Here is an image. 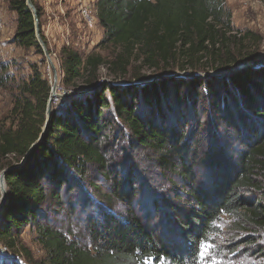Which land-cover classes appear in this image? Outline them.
Returning a JSON list of instances; mask_svg holds the SVG:
<instances>
[{"label":"trees","instance_id":"1","mask_svg":"<svg viewBox=\"0 0 264 264\" xmlns=\"http://www.w3.org/2000/svg\"><path fill=\"white\" fill-rule=\"evenodd\" d=\"M2 1L16 15L14 43L43 55L26 0ZM96 6L99 52H57L62 83L80 91L49 117L46 80L34 71L15 83L0 60V91L11 87L14 94L11 124L0 125L7 193L1 246L26 253L20 236L27 229L44 253L40 260L26 254L28 264H199L223 216L244 234L264 236V193L256 181L264 179V65L227 78L192 76L255 58L260 37L234 30L224 0ZM120 141L149 153L169 189L155 194L142 185L137 162L114 160L124 151ZM86 183L95 198L102 194L92 197L97 211L86 219L87 247L55 227L50 214L52 206H69L71 214L85 209L79 199ZM262 256L264 263V250Z\"/></svg>","mask_w":264,"mask_h":264},{"label":"rangeland","instance_id":"2","mask_svg":"<svg viewBox=\"0 0 264 264\" xmlns=\"http://www.w3.org/2000/svg\"><path fill=\"white\" fill-rule=\"evenodd\" d=\"M98 1V0H97ZM96 1V2H97ZM42 2L43 0L36 1L37 11L39 10L38 26H39V36L43 44L45 45L47 51L49 52L50 60L52 62L53 68H55V74L53 73L52 65L48 59L45 58L44 54L39 55L34 49L24 50L14 43V33L16 28V15L14 13L8 12L6 4L0 0V60L9 64L8 74L13 77L14 82L18 83L19 79H26L34 75V71L38 72L43 79L49 84L50 89H53L52 99V108L59 105L64 100L74 96L77 91H80L77 88L76 84H71L65 86L62 83V72L60 65L57 62L56 58H53V54H57L59 48L56 49L53 47V41L48 36H44L42 31L47 28V16L42 11ZM65 10L74 16L70 15L68 21L70 22V27L72 33L78 41H75L76 45L73 46L72 50H77L80 54L84 55L91 51L95 50L97 44L101 41L102 31L97 32L98 36L96 38L88 34L84 36L82 29H86L85 23L82 22L81 17L76 14V10L79 7L78 0H72L71 3H63ZM225 8L231 13L232 24L234 30L246 32L249 31L254 35L260 37V43L256 53L253 57L258 58L259 60L264 59V0H224ZM97 7V6H96ZM97 9V8H96ZM63 11V14L67 13ZM98 11V10H97ZM50 12V11H49ZM98 20V12H97ZM60 22H63L62 20ZM99 22V21H98ZM85 26V27H84ZM35 27V26H34ZM82 28V29H81ZM84 36L83 41H87L89 38V44L82 43L80 39ZM55 39L57 36L54 35ZM35 40L36 34H35ZM38 43V42H37ZM39 45V43H38ZM40 46V45H39ZM41 48V47H40ZM103 55H107V52H101ZM264 65V64H261ZM259 64L255 66H261ZM256 68V67H253ZM177 73V72H176ZM174 73V74H176ZM199 73L200 75H198ZM199 80L209 79L213 76L222 77L224 72L209 71L208 73L197 72ZM202 73V74H201ZM195 73H193L194 75ZM195 74V75H196ZM57 84L55 85V81ZM13 91L11 87H6L0 91V125L5 124L6 127H9L11 120L9 119V112L12 108V97ZM204 109V108H203ZM201 109V121H205L207 118L206 112ZM203 132H205L203 130ZM117 135V134H116ZM119 140H117L118 142ZM117 144V143H116ZM230 146L233 147L236 145V142L231 139L229 142ZM120 145L123 147L124 151L115 150V159L116 161L121 160H134L137 162L138 176L142 180V185L144 187H149L151 190H155V194L160 193V191L167 190L166 183L162 180L161 174L149 158L151 155L143 151L135 150L132 147H129L125 142L120 141ZM230 147V148H231ZM232 149V148H231ZM136 171V173H137ZM1 174V172H0ZM97 183H100L99 178L96 176L95 180ZM257 182H260L262 185L264 193V179H256ZM92 182V180H91ZM88 183L83 185V191L85 196L81 194V199L86 200L88 206L84 209L83 207L78 208L73 214L71 207L64 206L59 209L57 206H52L50 211L51 217L55 227L64 230L67 233H70V238H74L82 246H89V239L86 232L87 218L93 217L97 211V206L92 201L96 200L102 196V194L97 195L89 193ZM107 187L102 186L103 194H107ZM154 192V191H153ZM88 195H91L90 198ZM73 199H76L74 196ZM102 203V202H101ZM113 207L116 211H119L117 208L116 202L113 203ZM52 211H56L55 213ZM235 222L229 217L223 216L220 218L217 224L218 232L210 238V242L206 245H203L202 251L204 252L203 256H200L199 264H264L263 261V250H264V236L253 235L250 233L244 234L242 230L235 229ZM20 244L23 248L26 249V253L22 250L17 249L13 252H8L5 249V258L2 263L13 262L17 264H28V257L33 260H40L43 258L44 253L41 250L40 246L35 242L33 234L29 233L27 229L23 231L20 236ZM234 251V253H232Z\"/></svg>","mask_w":264,"mask_h":264},{"label":"built area","instance_id":"3","mask_svg":"<svg viewBox=\"0 0 264 264\" xmlns=\"http://www.w3.org/2000/svg\"><path fill=\"white\" fill-rule=\"evenodd\" d=\"M71 1L72 0H43L42 2V11L47 16V22H46L47 28L45 30L42 29V31L44 33V36L47 37L49 36L52 39L53 47L55 49L56 47L59 48V50L62 47L73 48V46L76 45L75 41H78L73 35L72 29L70 27V22L68 21V18L71 14L68 13L65 10V7L63 6L64 2H69L70 4ZM78 1H79V7L76 10V14H78V16L81 17L82 22L85 23L86 29L81 28L84 33V36L88 34L87 32H89L91 38L92 37L96 38L99 32L102 31L96 15L98 12L96 9L97 0H78ZM63 11H66L67 13L65 14L64 12L63 14ZM71 16H72V20H74V16L73 15ZM61 20L63 22H60ZM54 35L57 36V39H55ZM84 36L82 39H80V41L82 43L89 44L88 42L89 38L87 39V41H83V39H85ZM53 58H56V54H53ZM51 62H54L53 59L51 60ZM182 76L187 77L189 75L183 74ZM192 76L198 77L197 74L196 75L194 74ZM4 255H5V248H3L0 244V261L4 260L2 259L5 258Z\"/></svg>","mask_w":264,"mask_h":264},{"label":"water","instance_id":"4","mask_svg":"<svg viewBox=\"0 0 264 264\" xmlns=\"http://www.w3.org/2000/svg\"><path fill=\"white\" fill-rule=\"evenodd\" d=\"M26 5H27L30 13L32 14V17H33V20H34L35 34H36L37 42L39 43L45 58L48 59V61H50L51 65H52V62H51L50 56H49V52L47 51L45 45L43 44V42L41 41L40 36H39V26H38V19H37V11H36L35 7L33 6L31 0H26ZM257 64H264V59L263 60H259L258 58H253V59H251L249 61L238 63L233 68L225 71L226 73H224V75H222V77L223 78H227V77L231 76L232 74H234V73H236L238 71H242V70H245V69H252L253 67H256L255 65H257ZM51 67L53 69L54 75H56L55 74L56 73L55 72V68H53V65ZM163 76H165V75H163ZM174 76H178V75H174ZM215 77H218V76H215ZM141 83H143V82H136L135 84L137 85V84H141ZM53 92L54 91L52 89L51 90V96H50V99H49L48 104H47V117L50 116L51 110H52V99L54 97ZM4 179H5V172H2L0 174V208L5 203V200H6V197H7L6 186H5Z\"/></svg>","mask_w":264,"mask_h":264},{"label":"snow or ice","instance_id":"5","mask_svg":"<svg viewBox=\"0 0 264 264\" xmlns=\"http://www.w3.org/2000/svg\"><path fill=\"white\" fill-rule=\"evenodd\" d=\"M200 255L203 256V255H204V252L201 251V252H200ZM152 259H155V258H152ZM143 264H148V260H145V261L143 262Z\"/></svg>","mask_w":264,"mask_h":264},{"label":"clouds","instance_id":"6","mask_svg":"<svg viewBox=\"0 0 264 264\" xmlns=\"http://www.w3.org/2000/svg\"><path fill=\"white\" fill-rule=\"evenodd\" d=\"M117 208L121 211H123V205L122 204H117Z\"/></svg>","mask_w":264,"mask_h":264},{"label":"bare ground","instance_id":"7","mask_svg":"<svg viewBox=\"0 0 264 264\" xmlns=\"http://www.w3.org/2000/svg\"><path fill=\"white\" fill-rule=\"evenodd\" d=\"M57 84V80L55 81V85ZM55 97V96H54Z\"/></svg>","mask_w":264,"mask_h":264}]
</instances>
